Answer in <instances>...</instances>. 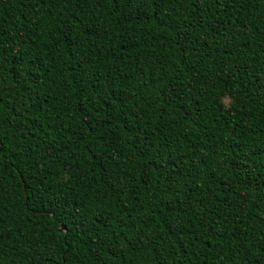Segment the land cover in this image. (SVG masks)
I'll use <instances>...</instances> for the list:
<instances>
[{"label": "trees", "instance_id": "trees-1", "mask_svg": "<svg viewBox=\"0 0 264 264\" xmlns=\"http://www.w3.org/2000/svg\"><path fill=\"white\" fill-rule=\"evenodd\" d=\"M262 7L264 6L259 2L254 5L242 2L222 11L218 18L212 17L209 13L205 20L211 19V23L205 24L207 32L203 39L207 47H203L194 57L187 51V45L184 48L180 47L177 42L178 34L173 36L169 31L161 36L162 27L152 30L148 22L136 18L130 23H122L119 16L109 12L107 8L97 11L89 6L86 14L80 17L78 15L80 8L71 4L65 7L58 0H0V35L7 37L5 40H0V43L3 45L2 54H5L9 61L7 68L13 70L14 65L11 62L22 59L26 65L24 73L29 79H31L33 62H39L43 70L48 73L40 93L41 101L45 97L48 99V105L42 104L45 111L31 110L32 101L29 98L31 89L25 91L27 82L22 80L16 88L24 93L23 102L30 105V110L24 114L23 127L16 123L15 113H6L8 119L4 121L3 132L6 141L15 145V150L9 152L4 160L5 186H8L9 180L12 181L11 191L5 196V203L12 202L15 207L13 215L16 213L19 215L15 220V226L12 227L13 234L0 248V264H27L24 253L28 252L27 244L32 242L33 236L47 237L54 229L62 230L63 225L59 219L51 215L52 201L64 202L63 216L71 219L79 211L85 222V228L81 233L83 240L75 236L70 241L80 253L73 264H83V252H91V246L97 239L96 233L90 227L91 221L99 211L103 212L104 219L114 215L107 207L97 210L96 190L104 188L109 183V175L115 188L124 168L131 167L125 164L127 159L137 164V170L139 167L147 169L154 167L151 163L138 164L135 137L128 131L135 124L134 120L130 119L125 125L124 132L121 133L122 136L128 137V145L125 148L127 156L122 153L116 158L120 161L119 166L115 161L110 163L107 154L99 160L95 158L100 147L95 139V133L92 139L86 141L87 149H85L82 147L83 142L68 140L60 131H53L58 128V122L61 120L76 127L77 130L87 127L82 123V110L79 105L82 99L81 82L74 78L73 67L76 68L77 76H83V87L90 94L92 107L100 113L94 117L95 120H99L108 111L107 106L101 109L96 103L102 99L105 92L109 97L115 93L119 99L122 90L127 89V94L130 95L141 87L139 82L145 72L149 74V83L153 72L163 74L165 80H174L178 85L177 92L184 91L185 94L181 97L183 102L176 99L167 102L173 109V121L182 125L180 129L173 126V135L179 132L180 142L172 143L171 146L190 159L189 167L200 166L198 159L200 155H203L207 166L204 168L206 175L197 177L195 182L201 186L200 198L208 204V211L205 213L201 208H196L192 223L185 234L170 237L167 230L163 229L160 232V242L153 241L155 247L152 251L141 248L138 255L136 250L127 246V240L130 234H133L131 230H121L113 224L118 234L112 239L105 238L106 247L101 248L98 253L103 264H153L152 257L156 256L157 252L162 257V264H237V262L257 264L253 253L260 255L257 252L259 244L256 242L260 239L261 232H264V188L257 192L253 184L244 191L239 180L236 179L238 170L235 166L234 153L239 151L243 155L248 149H255L257 153L264 151V127L261 126L264 124V97L257 93L255 80L252 78L253 69L257 67L255 60L259 58L253 57V51L259 52L260 47H264V37L259 34L264 28V19L261 17ZM178 11L180 15L188 16V10ZM148 14L153 17V22L157 25L163 23L178 26L180 23L171 19L163 22L156 20L159 10ZM77 23L79 27H76ZM141 23H144L143 28L140 27ZM85 24L90 27L85 28ZM69 28L71 32L68 31ZM81 30L86 34L92 33V39L85 43L96 53L93 63L87 67L83 64L76 65L80 50L73 47V44L79 40ZM96 31L100 32L99 37L95 35ZM197 31L202 30L197 28ZM117 33L123 35L118 36ZM207 34L216 35L219 41L215 44V51L213 50L215 42L209 41ZM224 37H228L227 43ZM246 41L248 45H245ZM229 52L231 55H227ZM89 68L98 69V72H92L91 78L85 75ZM101 73L103 75H100ZM9 79L15 83L14 76ZM181 80L183 84L179 83ZM105 82L112 86L105 88ZM201 82L206 87L202 88ZM66 93L68 95H65ZM225 93H231L237 101L232 109L227 111L221 108ZM61 96H64L63 101L60 99ZM8 99L9 97L5 96V101ZM12 99L19 103L21 97L13 91ZM116 102L113 100L112 106H115ZM69 105L67 111H64L65 106ZM49 106L54 108L51 113H47ZM189 113L198 114L203 119H197L196 123H192ZM88 115L93 116V112H89ZM37 116L41 118L37 126H31L32 118ZM68 116L72 119L69 120ZM8 120H12V125L15 126L9 125ZM39 124H44L51 135L45 137L44 130L38 126ZM103 127L104 125L97 126L96 131L102 130ZM87 131L92 130L87 129ZM52 136H55L56 141L67 149L62 154L58 151H50L40 163L44 178L50 181L52 195L47 198L48 202L45 204L32 201L27 207H22L25 199L28 198L24 195L23 181L20 180V172H17V168L27 179L35 170V163L40 161V154L49 145ZM38 144L40 147L36 149ZM52 147H56V144L53 143ZM82 152L85 153L83 160L87 161L85 174L92 183V190H86L80 182H77L74 188L70 187L69 180H64L58 189L56 182L64 177V173L52 157L67 163L73 160V155L80 158ZM13 159L16 161L15 164L12 163ZM101 163L103 167L100 166ZM177 167L181 166L177 165ZM105 169L108 170L109 175L105 174ZM211 169L215 171L212 172ZM49 171L52 173L51 177L48 176ZM239 176L241 179L253 180V177L246 176L243 169L239 170ZM192 183V180H188L189 186ZM229 183L240 187L244 192L243 201H236L231 208L217 204V200H235V196L238 195L231 192L225 195L224 186ZM255 183L258 184L259 180L256 179ZM188 194L185 190V195ZM125 195L127 199L124 195L116 196L115 211H120L126 206L127 214L137 216L139 205L135 203L131 193L126 192ZM157 195L167 194L161 189ZM135 199H140V196ZM104 200L107 201V197ZM129 200L133 202L129 203ZM25 212L27 215H24ZM145 212L149 210L145 208ZM0 214L5 215L6 219L9 218L7 212ZM60 215L57 213L58 217ZM152 215L155 213L153 212ZM201 216L206 218L204 223L211 226L212 231L208 236L201 235L197 240L192 235L191 229L195 228L199 233L201 224L197 221ZM99 232L100 237L103 238L102 225ZM210 237H214L219 242L218 248L215 244L209 248ZM120 248H123L124 256L118 253L112 254ZM106 249H110L107 256H105ZM237 249L239 255H236ZM225 252H228L230 262L228 258L218 259V255H223ZM259 264H264V257L260 259Z\"/></svg>", "mask_w": 264, "mask_h": 264}, {"label": "snow or ice", "instance_id": "snow-or-ice-1", "mask_svg": "<svg viewBox=\"0 0 264 264\" xmlns=\"http://www.w3.org/2000/svg\"><path fill=\"white\" fill-rule=\"evenodd\" d=\"M63 3L65 7L71 4L73 7L80 8L78 13L80 17H83L91 6L92 9L99 11L102 8H107L109 12H114L119 16L122 23H130L133 18L148 22L149 28L154 30L157 27H162L163 32L161 36L169 31L173 36L179 35L178 43L181 48L187 45V51L195 54L201 52L203 47H207L206 43H203L205 33L207 32L205 24L211 23V19L205 20L211 13L212 17H219L222 11L231 7L233 4L239 5L242 2L254 5L259 2L264 6V0H58ZM48 5H46L47 7ZM167 9V12H165ZM179 9L188 10V16L180 15ZM159 10V15L155 17L156 20L163 22L164 20L180 21L179 25L176 24H163L157 25L153 22V17L148 13H154ZM189 16L191 18H189ZM261 17L264 19V7L261 10ZM252 21H249L251 23ZM76 27H79L77 23ZM88 24H85V28H89ZM140 27H144V23L140 24ZM197 28L202 31H197ZM71 32V28L68 29ZM264 37V28L259 33ZM95 35L100 36V32L96 31ZM117 35H123V33H117ZM7 37L0 35V40H5ZM75 39V38H74ZM92 39V33H85L83 30L79 33V40L73 44L80 50V57L76 60V65L83 64L85 67L91 65L96 57L90 47L85 43ZM209 41L215 42L213 44V50L215 51V44L219 41L214 34H207ZM225 43L228 41V37H224ZM248 45V42H245ZM3 45L0 43V213L7 212L9 218L6 219L5 215L0 214V248L4 246L7 240L13 234L12 227L15 226V220L19 215H13L15 213V207L12 202L5 203L6 194L11 191L12 181H8V186L4 184L3 172L5 169L4 160L9 155V152L15 150V145L10 141H6L3 129L5 127L4 121L8 119L7 112L15 113V121L23 127L25 122L24 114L30 110V105L23 102L24 93L19 92L16 88L17 84L21 81L27 82V88L31 89L29 92V98L32 101L31 110L37 112L45 111L43 105H48V99L45 97L42 101L40 99V93L43 90L44 82L48 75L42 68L39 62H33L31 69V79L25 75L24 69L26 67L25 62L22 59L13 60L11 63L14 65L13 70H9L7 65L9 61L5 54H2ZM231 55V52L227 53ZM253 57H259L255 60L257 67L253 69L252 78L255 80L257 93L264 97V47H260L259 52L253 51ZM106 59V58H105ZM187 62V61H185ZM74 78L81 82V97L79 101L80 109L82 110V123L86 125V128H80L77 130L71 124L65 123L63 120L58 122V128L53 131H60L62 136H66L68 140L80 141L82 147L87 149L86 141L93 138L95 133V139L99 142V149L95 158L97 160L100 157H104L107 154V160L111 163H115L119 166L120 161L116 158L123 153L127 156L125 148L128 145V137L122 136L125 125L128 121L134 120L135 124L128 129L133 133L135 137L136 152L138 153V164L147 165L153 164L152 169L139 167L137 170V164H133L131 159L125 161L126 165L131 167H125L124 171L120 174V180L116 183L115 188L111 183L112 177L109 175L108 170L105 169V174L109 175V183L102 189L96 190L97 199L95 205L97 210L108 208L110 213H114L108 219L103 218V212L99 211L98 215H95L91 221L90 227L96 233L97 239L92 244V251H84L82 255L83 264H103L100 257L99 250L105 248V238L112 239L114 235H117L116 228L113 224H116L121 230L130 229V238L127 240V246L137 251L139 255V249H147L149 252L155 247L153 241L160 242V232L163 229L167 230V234L171 236L183 235L189 230V225L192 223L193 215H195V209L201 208V211H208V204L200 197L201 186L197 184L196 178L206 175L204 168L205 160L203 155L198 157L200 166L195 168L189 167L191 161L186 157L183 152L177 151L176 148L171 146L172 143L179 144V136L173 135V126L176 129H180L182 125L173 121V109L168 101L173 99L181 100V97L185 94L184 91L177 92V83L174 80H165L164 75L158 72L151 73V83H149V74L144 73L140 79V88L136 89L130 95L127 94V89L122 90L121 98L117 99L115 93L111 97L107 92L103 94L101 100L96 103L103 109L108 107V111L99 119L95 120L94 117L100 115L99 111L93 109L91 104V97L86 88L83 87V76L76 75V68L72 69ZM98 72V69L89 68L88 73L85 75L91 78L92 72ZM100 75H103L102 73ZM11 76L15 77V83H12L9 79ZM131 82V81H129ZM55 83V81H50ZM71 83V81H69ZM183 84L181 80L179 82ZM108 82H105V88H109ZM201 87L206 85L201 82ZM187 88V86H185ZM147 89V91H143ZM16 91L21 97L19 103L12 99V93ZM65 95H68L67 93ZM5 96H8V101H5ZM61 101L64 100V96L60 97ZM116 100V105L112 106V101ZM181 102H183L181 100ZM236 99L231 93H225L223 96L222 110H231L232 106L236 104ZM10 105V106H9ZM65 106L64 111H67ZM54 111V108L49 106L47 113ZM93 112V116H89L88 113ZM192 118V123H196L197 119H203L198 114L189 113ZM123 117V120H121ZM40 117H33L31 120V126H37ZM71 120L72 117L68 116ZM118 122V123H117ZM9 125H12V120H8ZM57 123V122H54ZM104 125L102 130L96 131L97 126ZM44 130L45 137L51 135L44 124L38 125ZM264 127V124L261 125ZM91 129L92 131H87ZM228 139V137H225ZM171 140V143H170ZM147 141V143H146ZM53 143L56 147H52ZM40 145H36L38 149ZM66 146L56 141V137L52 136L49 141V145L45 147V150L40 154V161L35 163V170L30 176L25 179L23 173L19 168L17 172H20V180L23 181V191L25 197L24 205L27 207L32 201H40L41 204L47 203V198L52 195L51 184L48 179L44 178V173L40 170V163L43 162L45 156L49 155V152H60L61 154L66 151ZM85 153L80 154V158L73 155V160L65 163L64 160L57 157H52L56 160L60 169L64 173V177L57 180L56 187L59 189L61 183L64 180H69L70 187H75L77 182L83 183L86 190H92V183L88 180L86 173L87 161L83 160ZM235 166L237 168L236 179L239 180L240 186L247 191L253 184H255V190L257 192L264 188V151L257 153L255 149H248L247 152L241 153L239 151L234 153ZM12 163L16 161L13 159ZM180 165L181 167H177ZM103 167V164H100ZM243 169L246 176L253 177V180L248 181L241 179L239 176V170ZM210 171L214 172V169ZM181 173H184L182 175ZM48 176L51 177V171L48 172ZM215 179V176H212ZM256 179L259 183H255ZM188 180H192L193 183L189 186ZM34 185L30 187L29 185ZM38 185V187H36ZM163 190L167 195H157L158 192ZM185 190L189 193L185 195ZM225 195L229 192L232 194H238L235 196V200L232 199H220L217 200V204H223L226 207H233L236 201H243L244 192L240 187L232 186L230 183L224 186ZM131 193L135 203L139 205V212L137 216L133 217L127 214V207L125 206L120 211H115V198L117 195L127 196L125 193ZM218 195V194H217ZM140 196V199H135ZM107 197V201L104 198ZM133 200H129L132 203ZM110 202V203H109ZM123 203V201H121ZM51 215L54 218L59 219L63 225L61 229H54L48 234L47 237L33 236L32 242L27 244L28 252H25V259L27 264H73L74 260L80 253L76 249L75 244L70 241L79 236L80 240H83L81 233L85 228V222L81 217L79 211L69 219L63 216V209L65 207L64 202L52 201ZM145 208L149 212H145ZM155 215H152V213ZM57 213L61 215L58 217ZM190 213L192 215H190ZM27 215V212L24 213ZM206 218L201 216L198 219V223L201 224L199 233L195 228H192V235L199 240L200 236H208V233L212 231L211 226L204 223ZM104 228V237H100V226ZM209 248H212L213 244L219 247V242L214 237L209 238ZM259 244L257 252L260 253L257 256L253 253V257L259 264L260 259L264 257V232H261L260 239L256 242ZM151 246V247H150ZM115 247L114 245L112 246ZM106 249L105 256L108 255ZM30 253V254H29ZM119 254L124 256L123 248L116 249L112 254ZM198 254V253H197ZM236 255H239V249L236 250ZM228 258L229 262L231 258L228 252L223 255H218V259L225 260ZM131 259V258H129ZM153 264H162V257L159 252L156 256L152 257ZM238 264V262H237ZM247 264V262H246Z\"/></svg>", "mask_w": 264, "mask_h": 264}]
</instances>
